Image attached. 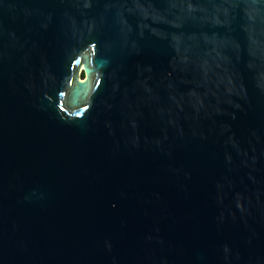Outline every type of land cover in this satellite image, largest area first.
I'll return each mask as SVG.
<instances>
[{"label":"water","instance_id":"95a60500","mask_svg":"<svg viewBox=\"0 0 264 264\" xmlns=\"http://www.w3.org/2000/svg\"><path fill=\"white\" fill-rule=\"evenodd\" d=\"M0 264H264V0H0Z\"/></svg>","mask_w":264,"mask_h":264}]
</instances>
